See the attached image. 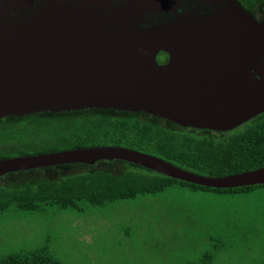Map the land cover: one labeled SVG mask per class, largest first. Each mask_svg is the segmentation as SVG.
<instances>
[{
    "label": "water",
    "instance_id": "95a60500",
    "mask_svg": "<svg viewBox=\"0 0 264 264\" xmlns=\"http://www.w3.org/2000/svg\"><path fill=\"white\" fill-rule=\"evenodd\" d=\"M85 108L215 131L246 122L264 111V9L257 20L238 0H0V118ZM114 159L206 187L264 184V166L208 176L116 145L0 158V176Z\"/></svg>",
    "mask_w": 264,
    "mask_h": 264
},
{
    "label": "trees",
    "instance_id": "16d2710c",
    "mask_svg": "<svg viewBox=\"0 0 264 264\" xmlns=\"http://www.w3.org/2000/svg\"><path fill=\"white\" fill-rule=\"evenodd\" d=\"M238 1L254 16L262 17L264 0ZM167 56L160 51L157 59L165 60ZM100 145L123 146L157 155L202 175L235 174L264 166V111L224 131L182 127L144 111L111 108L40 111L0 118V158L13 157L7 155L11 151L31 155ZM35 170L42 171L43 175ZM6 176H10L7 183L2 179ZM177 185L190 189V194L230 195L223 197L219 206L206 211L215 212L218 220L229 221V226L238 228L244 221L254 230L263 231L264 184L206 187L118 159L6 173L0 176V212L11 206L30 212L41 211L44 205L80 211L79 201L103 205L156 194ZM255 189L262 190L249 194ZM220 244H212L213 249ZM213 260V252L205 251L197 260L180 264H214ZM0 264L62 263L40 248L5 255L0 257Z\"/></svg>",
    "mask_w": 264,
    "mask_h": 264
},
{
    "label": "rangeland",
    "instance_id": "374dc122",
    "mask_svg": "<svg viewBox=\"0 0 264 264\" xmlns=\"http://www.w3.org/2000/svg\"><path fill=\"white\" fill-rule=\"evenodd\" d=\"M189 190L177 185L103 205L79 201L80 211L11 206L0 212V257L42 248L62 264H180L211 251L214 264H264V228L229 226L206 211L230 195ZM214 243H221L216 250Z\"/></svg>",
    "mask_w": 264,
    "mask_h": 264
},
{
    "label": "flooded vegetation",
    "instance_id": "af4514ba",
    "mask_svg": "<svg viewBox=\"0 0 264 264\" xmlns=\"http://www.w3.org/2000/svg\"><path fill=\"white\" fill-rule=\"evenodd\" d=\"M260 17H261L260 15L255 16V18H256L257 20H259ZM157 55H158V54H157ZM156 58H157V56H156ZM167 58H168V56L166 57L165 60H162V59H161V60H160V59L158 60V59H157V61H158V63H164V62H166Z\"/></svg>",
    "mask_w": 264,
    "mask_h": 264
}]
</instances>
